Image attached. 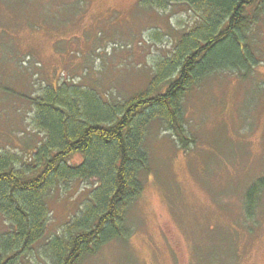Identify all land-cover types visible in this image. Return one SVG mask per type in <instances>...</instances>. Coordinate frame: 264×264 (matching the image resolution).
Listing matches in <instances>:
<instances>
[{
    "label": "rangeland",
    "instance_id": "obj_1",
    "mask_svg": "<svg viewBox=\"0 0 264 264\" xmlns=\"http://www.w3.org/2000/svg\"><path fill=\"white\" fill-rule=\"evenodd\" d=\"M197 20L182 2L154 10L140 0H0V150L25 155L40 142L31 97L44 84L64 79L129 98ZM255 38L262 63L254 77L215 73L187 93L190 150L154 122L152 173L130 211L133 234L81 264H264V192L254 219L244 209L247 188L264 176V18ZM93 185L74 181L50 193L47 239ZM9 228L0 212V236ZM46 259L38 246L22 264Z\"/></svg>",
    "mask_w": 264,
    "mask_h": 264
},
{
    "label": "trees",
    "instance_id": "obj_2",
    "mask_svg": "<svg viewBox=\"0 0 264 264\" xmlns=\"http://www.w3.org/2000/svg\"><path fill=\"white\" fill-rule=\"evenodd\" d=\"M140 2L154 10L182 2L198 20L156 61L147 86L129 98L64 79L44 84L31 97V123L42 134L40 142L25 155L0 150V212L10 224L0 236V264H22L38 246L48 264H81L105 244L129 239L130 211L152 173L146 140L154 122L188 151L195 141L186 122L187 93L215 73L247 80L258 71L262 59L255 35L264 0ZM92 180L79 210L47 239L50 193ZM263 192L264 176L245 192L248 219L255 218Z\"/></svg>",
    "mask_w": 264,
    "mask_h": 264
}]
</instances>
